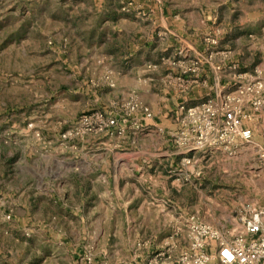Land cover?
I'll return each instance as SVG.
<instances>
[{
    "label": "rangeland",
    "instance_id": "obj_1",
    "mask_svg": "<svg viewBox=\"0 0 264 264\" xmlns=\"http://www.w3.org/2000/svg\"><path fill=\"white\" fill-rule=\"evenodd\" d=\"M145 3L150 1L0 0V264H87L90 255L98 264H132L133 250L120 245L123 235L136 230L172 228L174 251L187 247L177 240L181 227L175 226L182 208L190 213L186 231L192 216L232 231L242 226L247 204L264 206V162L257 150L264 147V110L245 122L253 144L237 140L192 149L181 106L198 104L184 97L202 81L205 63L191 72L180 58L163 56L174 67H169L173 77L166 73L164 81L180 84L177 100L145 86L157 67L151 59L142 66V88L132 86V73L116 78L115 72L131 70L137 60L136 22L129 13ZM220 11L222 20L199 42L206 47V33L219 29L218 44L211 47L215 55L231 51L236 73L256 66L264 71V0H230ZM177 49L186 51L180 43ZM141 51L149 56L157 50ZM159 118L173 122L165 125ZM106 137L114 140L109 157L114 169L127 161L117 151L136 147L142 150L138 162L152 164L157 182L150 202L143 204L131 185L117 187V172L107 164L94 171L100 178L97 193L80 194L75 186L80 165L85 156L106 163L98 153ZM40 162L63 166L68 182L59 169L35 174L28 167ZM109 172L108 185L103 178ZM141 190L148 194L147 186ZM100 200L107 205L99 207ZM163 206L174 218L160 212ZM130 207L133 213L126 217ZM146 207L153 210L148 223L137 214ZM97 209L111 210L110 219L102 220Z\"/></svg>",
    "mask_w": 264,
    "mask_h": 264
},
{
    "label": "crops",
    "instance_id": "obj_2",
    "mask_svg": "<svg viewBox=\"0 0 264 264\" xmlns=\"http://www.w3.org/2000/svg\"><path fill=\"white\" fill-rule=\"evenodd\" d=\"M148 1H150V3L137 4L139 8H136L132 10L133 12L131 11L132 13H129V18L132 19L133 16L134 18L132 20L134 23L136 22L132 29V33L134 34L132 36V44L134 45L133 50L137 52L134 55L137 60L131 65V70L115 72V76H117L116 78H119V76H123L125 73H132V86L142 88V66L147 59H151L157 64V67L149 71V81L145 80V86L147 85L149 89L155 91L168 92L171 99L175 98V100H177V90L180 84L178 85V83H175L170 85L164 81L166 73L173 77L174 73L171 69L174 67L168 66L165 62H162L163 56L174 59L180 58V64L185 67L197 48L205 47L203 41L199 42V40H201L204 32H206L209 27L214 26L216 20H222L220 16L221 5L230 0ZM178 43L181 44L182 50L183 48H186L185 52L178 51ZM146 44H149V46ZM150 48L156 49V53L147 56L146 53L141 51H147L150 50ZM230 59L234 58L230 55L228 59H224L223 55L219 53L215 55L214 61H207V63L204 62L206 67L202 70V74H200L201 76L199 75L200 80L202 81H198L194 86L195 90H193L187 98L184 97V99L187 100L189 104H194L205 100L208 96H217L220 90H232L233 76L236 74L238 64H236V60ZM218 60L222 61V70H217L213 67V64L220 63ZM169 67L171 69H169ZM159 119L163 124L169 126L173 122L172 118ZM103 144V148H101L98 153L105 156L106 159L104 160L106 163H96L97 159L92 160L88 156H85L83 163L80 165L78 170V177H80V180L76 182L75 186L80 188L79 190L82 196L85 195V197H88L94 193L93 190L96 187L95 184L100 179L94 172L96 169L104 168V164H107V170H110L109 167L112 168V170L114 169V165H111L109 159L111 152L114 151V140L106 137L104 138ZM117 153L123 156V160H127L119 168L114 169L117 172L115 180L117 187L126 188L131 185L133 188V194L142 195V199L144 200L143 204L150 202L151 198L154 196L153 191L156 188L157 182V175L151 172L153 170L152 164L145 165L138 162L142 153V150L139 147L133 148L130 152L125 151L119 153V151H117ZM165 154H171L170 150L166 149ZM128 160H131V162ZM28 167L35 171V174H40V172L47 173L50 170L59 169L61 173L63 172L64 181L68 182V176H64L65 168L63 166L55 168L54 164L40 162L35 165L29 164ZM110 176L111 173L109 172L108 176L103 178L108 185L112 180ZM29 185L31 186V182H29ZM29 185H25V188ZM146 186L148 187V190H146L148 194H143L141 188L145 189ZM94 191L97 193V190ZM132 192H130L129 195H131ZM60 198L65 199L64 195H61ZM162 200L165 201L163 198ZM103 205L106 206L107 203L100 200L98 206L102 208ZM131 210L132 207H130V210H125L126 217L131 216L133 213ZM159 210L166 217L171 216L174 218V215L171 214V210L166 208V206L159 208ZM110 211L111 210L102 211L97 209L95 214H97L102 220H109L112 215ZM138 213L141 215V219L144 220L143 222L148 223L152 218L153 210L146 207L142 208L137 214ZM177 214H179V217L176 219L175 226L178 228L181 227V234L177 240L179 239V241H181L186 247L189 242L186 236L187 231L184 222L185 219H187L186 215H189L190 213L186 208H182ZM174 239L175 237L172 228L168 229L165 227L164 232L160 229L157 232H150L148 230L144 231L143 228L136 230L134 233H129L127 236L123 235V240L120 246H122V249L133 250L134 255L132 258V264H134L135 261L139 260L141 257H146L158 248L172 247ZM83 264H86L85 261Z\"/></svg>",
    "mask_w": 264,
    "mask_h": 264
},
{
    "label": "built area",
    "instance_id": "obj_3",
    "mask_svg": "<svg viewBox=\"0 0 264 264\" xmlns=\"http://www.w3.org/2000/svg\"><path fill=\"white\" fill-rule=\"evenodd\" d=\"M130 6L122 8L127 10ZM219 32L217 29L206 33L205 50L186 64V71L194 72L200 63L215 57L216 51L211 47L217 46ZM230 52L221 54L228 59ZM213 65L217 70L223 69L222 63ZM232 86V90H220L217 96H208L196 105L181 106L187 130L185 139L192 140V149L221 143L233 145L237 140L254 143L253 130L245 122L252 114L264 110V71L258 66L239 71L233 76ZM257 150L264 162V147L260 145ZM241 220L242 226L230 231L192 216L188 221L186 248L179 252L173 246L158 248L134 264H264V206L247 204ZM86 261L98 264L95 256H88Z\"/></svg>",
    "mask_w": 264,
    "mask_h": 264
}]
</instances>
